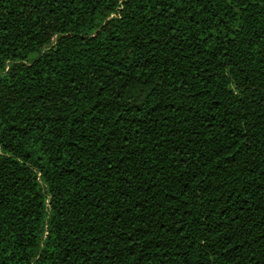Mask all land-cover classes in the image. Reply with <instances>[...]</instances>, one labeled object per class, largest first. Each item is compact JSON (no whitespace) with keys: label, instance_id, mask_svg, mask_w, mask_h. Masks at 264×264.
Segmentation results:
<instances>
[{"label":"trees","instance_id":"trees-1","mask_svg":"<svg viewBox=\"0 0 264 264\" xmlns=\"http://www.w3.org/2000/svg\"><path fill=\"white\" fill-rule=\"evenodd\" d=\"M0 264H264V0H0Z\"/></svg>","mask_w":264,"mask_h":264}]
</instances>
